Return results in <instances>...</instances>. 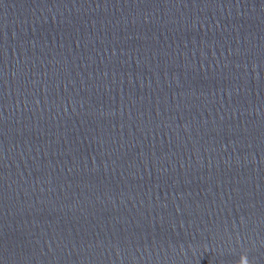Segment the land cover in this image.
Returning a JSON list of instances; mask_svg holds the SVG:
<instances>
[{"label": "water", "instance_id": "water-1", "mask_svg": "<svg viewBox=\"0 0 264 264\" xmlns=\"http://www.w3.org/2000/svg\"><path fill=\"white\" fill-rule=\"evenodd\" d=\"M0 264H264V0H0Z\"/></svg>", "mask_w": 264, "mask_h": 264}]
</instances>
